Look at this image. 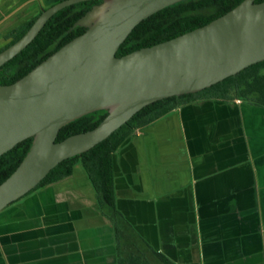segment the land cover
I'll list each match as a JSON object with an SVG mask.
<instances>
[{
  "label": "crops",
  "instance_id": "obj_1",
  "mask_svg": "<svg viewBox=\"0 0 264 264\" xmlns=\"http://www.w3.org/2000/svg\"><path fill=\"white\" fill-rule=\"evenodd\" d=\"M48 2L0 0V49ZM114 173L121 243L77 165L0 212V264H120L126 237L144 264H264V108L186 104L129 138Z\"/></svg>",
  "mask_w": 264,
  "mask_h": 264
},
{
  "label": "water",
  "instance_id": "obj_2",
  "mask_svg": "<svg viewBox=\"0 0 264 264\" xmlns=\"http://www.w3.org/2000/svg\"><path fill=\"white\" fill-rule=\"evenodd\" d=\"M101 1L74 27L86 32L26 76L0 84V157L33 139L18 168L0 184V212L32 192L62 162L111 137L145 107L195 94L264 62V2L244 0L209 24L122 57L144 20L186 0H65L45 9L28 32L0 52V69L21 54L60 11ZM99 111L93 130L57 142L61 129Z\"/></svg>",
  "mask_w": 264,
  "mask_h": 264
},
{
  "label": "trees",
  "instance_id": "obj_3",
  "mask_svg": "<svg viewBox=\"0 0 264 264\" xmlns=\"http://www.w3.org/2000/svg\"><path fill=\"white\" fill-rule=\"evenodd\" d=\"M62 1L65 0H49L47 8ZM243 1L186 0L167 7L139 24L122 44L117 57L142 48L152 47L203 27L230 12ZM256 2L261 3L264 0ZM99 3L101 1L79 3L53 16L38 37L21 54L0 69V84L15 83L64 45L84 34L86 28L74 26L94 5ZM44 10H41V13ZM39 15L11 31L8 34L10 42L1 48L0 52L19 41L32 27ZM202 101L226 103L242 101L264 108V62L253 65L236 76L201 92L171 97L145 107L104 142L80 156L59 164L33 191L72 176L76 166L82 165L96 192L98 205L102 209L103 215L114 223L118 240L121 243L128 222L117 208L114 155L138 130L153 124L186 104ZM106 116V111H99L68 124L61 129L57 142L93 130ZM32 142L33 139H28L0 157V184L18 168L29 152ZM155 255L164 264H174L163 255L158 253ZM120 264L144 263L142 257L129 255L127 258L120 256Z\"/></svg>",
  "mask_w": 264,
  "mask_h": 264
},
{
  "label": "rangeland",
  "instance_id": "obj_4",
  "mask_svg": "<svg viewBox=\"0 0 264 264\" xmlns=\"http://www.w3.org/2000/svg\"><path fill=\"white\" fill-rule=\"evenodd\" d=\"M47 6H48V4L47 3H45L44 4V7H42L41 9H39L38 11H36V12H34L33 14H32V16L31 17H29V19H32V18H34L35 16H37V15H39L40 13H41V10H44V9H46L47 8ZM28 20V19H27ZM23 24V23H22ZM19 27L20 25H18V24H16V25H13V27ZM6 42V41H5ZM4 42V43H5ZM3 42H1L0 43V45L1 44H4ZM135 240V239H134ZM134 240H132V241H130L129 242V239L126 237V238H124V241H123V244H122V249H123V251H124V254L125 255H131V256H135V257H142V252H143V250H142V248H140L138 245L136 246V241H134ZM146 258H148V254L146 255ZM148 260V259H147ZM149 264H158V261L157 260H155V259H153L152 258V256H151V258L149 259Z\"/></svg>",
  "mask_w": 264,
  "mask_h": 264
}]
</instances>
